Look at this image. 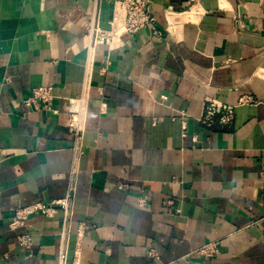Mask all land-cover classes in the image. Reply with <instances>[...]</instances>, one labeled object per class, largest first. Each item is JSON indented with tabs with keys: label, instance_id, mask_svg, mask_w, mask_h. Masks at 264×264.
Masks as SVG:
<instances>
[{
	"label": "crops",
	"instance_id": "crops-1",
	"mask_svg": "<svg viewBox=\"0 0 264 264\" xmlns=\"http://www.w3.org/2000/svg\"><path fill=\"white\" fill-rule=\"evenodd\" d=\"M149 9L157 34L106 44L112 0H0V264H58L61 213L28 220V247L7 224L69 190L67 264H264V0ZM48 85L56 113L27 112ZM243 96L230 128L197 123L205 99Z\"/></svg>",
	"mask_w": 264,
	"mask_h": 264
},
{
	"label": "built area",
	"instance_id": "built-area-1",
	"mask_svg": "<svg viewBox=\"0 0 264 264\" xmlns=\"http://www.w3.org/2000/svg\"><path fill=\"white\" fill-rule=\"evenodd\" d=\"M197 0H190L194 4ZM113 15L110 21L109 31H99L97 41L100 43H109L111 37H119L124 34L134 35L147 28H150L155 34L154 18L149 9L150 0H112ZM168 13H172L169 9ZM88 29L93 30L90 27ZM54 99L53 88L51 86H38L31 90L26 96L22 105L27 112L47 111L56 113L52 109V101ZM255 101L249 96L241 97L236 105H227L213 99H205L200 116L197 123L207 129L212 128H230L234 120V111L238 106H250ZM83 111H78L68 115L65 127L73 138V151L76 152L80 148L83 133ZM181 127L185 130V122L182 117L178 118ZM170 203V202H169ZM58 213L62 215V230L60 232V250L58 254V264H67V230L69 221L73 214V192L67 191L61 199L50 202H38L19 207L14 210L12 217L9 219L7 227L10 231L17 233L16 240L20 247H28L32 242L33 232L29 229L28 220L32 216H40L46 219L54 218ZM219 243L217 241L208 242L194 251L196 255L202 259L210 260L218 254ZM154 256L153 252L147 253ZM79 253H75V262L78 264Z\"/></svg>",
	"mask_w": 264,
	"mask_h": 264
}]
</instances>
